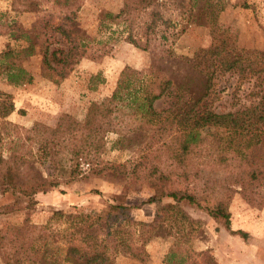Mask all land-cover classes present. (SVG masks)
I'll return each mask as SVG.
<instances>
[{"label":"trees","instance_id":"1","mask_svg":"<svg viewBox=\"0 0 264 264\" xmlns=\"http://www.w3.org/2000/svg\"><path fill=\"white\" fill-rule=\"evenodd\" d=\"M53 3L66 9L60 21L51 26L48 18H40L38 26L40 30L45 28L46 34L50 29L51 35H59L56 43L61 44L51 48L53 42L48 36L43 64L49 70H58L59 76L65 78L82 58L93 56L87 39L75 29L76 15L69 7L70 0H54ZM170 3L167 0H124L118 13H107L106 17L111 23L126 26V40L135 47L172 54V46L189 24L215 28L219 12L225 7L214 0H189V9L178 8L182 14L184 10L189 11L180 28L182 22L176 21L167 11ZM177 5L184 4L179 1ZM18 11L29 12L30 9L24 7ZM16 24L0 30V35L25 39L28 44L19 51L8 47L0 54V59L4 63L7 61L4 70L10 84L19 86L32 79L18 63L19 55L22 51L32 54L35 45L28 30ZM220 41L208 50L210 57L203 67V86L196 92L183 89L172 78L160 76L156 66L147 69L127 66L120 72L112 94L91 102L83 119L65 113L54 127L36 123L27 140L39 143L41 159L50 158L57 172L23 181L19 162H30L32 157L27 161V153L14 152L10 158L2 160L8 164L3 176L6 188L30 198L29 204H35L32 197L38 192L75 181L86 171L97 176L110 173L125 179L128 184L144 182L156 188L160 181L169 178L173 169L187 170L194 165L192 160L199 157L203 161L197 165L209 159L232 166L236 170L235 183L242 186V194L245 197L254 195L252 199L257 203H252L264 206L262 99L256 105L228 112L217 111L211 101L215 75L221 70L238 73L243 78L264 75V50H234L229 39L223 36ZM3 96L10 97L0 91L2 119L15 110L14 103L5 102ZM162 99L166 106L158 109L156 104ZM111 134L117 135L112 149L125 143L136 147L124 162L100 158L107 150ZM18 142L15 140L14 144L18 145ZM84 165L86 170H83ZM227 189L225 194L213 189L218 196L212 200L207 197L205 209L212 217L224 219L229 229L231 214L228 206L237 190ZM249 190L253 193H248ZM165 195L174 198L175 202L162 203L161 198ZM198 195V192L156 194L150 198V202L157 203L156 217L150 222L137 221L132 215L133 206L121 202L110 204L104 213L58 210L54 217L66 226L52 229L50 233H46V225L37 226L26 218L20 225L9 224L0 229V248H4L7 264H55L48 256V249L63 250L58 244L61 241L68 264H115L121 246L138 248L167 229L169 233L173 231L176 238L165 257L167 264H218L209 248L196 251L192 247V238L200 235L201 221L190 216L180 202L186 200L199 205ZM167 220L170 223L166 224ZM241 233L247 236L245 232ZM183 236L187 248L182 245ZM191 248L194 254L188 256Z\"/></svg>","mask_w":264,"mask_h":264},{"label":"rangeland","instance_id":"2","mask_svg":"<svg viewBox=\"0 0 264 264\" xmlns=\"http://www.w3.org/2000/svg\"><path fill=\"white\" fill-rule=\"evenodd\" d=\"M53 1L0 0V30L17 23L28 30L31 42L35 45L32 54L22 51L18 61L32 77L29 83L19 86L10 84L4 70L7 61L4 63L0 59V91L10 96H3L2 99L17 105L9 116L0 118V229H5L9 224L20 225L29 218L37 226L46 225V233H50L52 229L66 226L54 217L58 210L104 213L110 204L118 202L133 206L132 215L137 221L150 222L155 219L157 210V203L150 202L151 197L169 192H198L199 205L186 200L180 202L190 216L201 221L198 229L200 235L192 238L193 249L201 251L209 248L218 264L221 262L215 255L216 248L222 249L220 253H223L228 247L232 252L227 254L230 264H264V206L252 203L256 202L252 199L254 195L245 197L242 194V186L235 183L236 170L232 166L227 167L209 159L197 165V162L203 161L198 157L192 160L194 165L187 170L173 169L169 178L160 181L156 188L144 182L128 184L125 179L110 173L97 176L86 171L75 181L38 192L32 197L35 204H29L30 198L6 188L3 176L8 164L2 161L10 158L14 152L21 155L27 153L26 160L31 157L32 160L19 162L23 181L29 177L55 175L56 165L50 163V158L41 159L39 143L27 140L30 130L36 123L54 127L65 113L83 119L91 102L101 101L112 94L120 72L127 66L136 69L156 66L160 76L172 78L183 89H192L193 92L200 90L204 82L203 67L210 57L208 50L214 47L212 45L220 44L223 36L230 40L234 50H264V0H214L225 6L219 12L215 28L189 24L172 46V54L135 47L126 40V26L116 25L107 19V13H118L122 9L124 0H70L69 7L76 15L75 29L87 39L93 57L82 58L65 78L59 76L58 70H49L43 64V50L48 36L53 42L51 48L61 44L56 43L59 35H51L50 29L46 30V34L45 28L40 30L38 26L40 18H48L51 26L60 21L66 9L56 6ZM167 1H171L167 11L176 21L182 22L181 28L183 17H188L189 12L184 10L182 14L181 9H189V0ZM179 1L184 4L183 7L177 5ZM24 7H29L30 11H18ZM27 44L25 39L16 40L9 34H2L0 54L8 47L22 50ZM213 90L211 101L217 111L244 109L258 104L261 99V105L264 106V75L243 78L238 73L221 70L215 75ZM156 106L161 109L166 106V101L162 99ZM115 138L117 135H110L107 150L103 151L100 158L124 162L135 152L136 147L125 143L112 149ZM15 140H19L18 145L14 144ZM86 169L84 165L83 170ZM227 188L237 190L228 206L231 214L229 229L224 219L212 217L205 209L208 203L206 198L212 200L218 196L213 189L225 194L229 191ZM248 193L253 191L249 190ZM161 199L162 203L175 202L174 198L166 195ZM168 223L169 220L166 221ZM241 231L247 236H243ZM182 239V245L187 248L185 237ZM175 242L174 232L169 233L165 229L160 236L149 239L143 246L138 245V248L134 245L131 249L121 246L115 264H167L165 257ZM58 244L63 250L56 252L51 247L48 256L55 260V264H68L63 242ZM257 250L259 253L255 254ZM193 252L191 248L188 256H193ZM244 252L247 254L243 262H235L234 259ZM7 260L4 248H0V264H7Z\"/></svg>","mask_w":264,"mask_h":264},{"label":"crops","instance_id":"3","mask_svg":"<svg viewBox=\"0 0 264 264\" xmlns=\"http://www.w3.org/2000/svg\"><path fill=\"white\" fill-rule=\"evenodd\" d=\"M0 37H2V35H0ZM16 105V104H15ZM16 107H17V105H16ZM226 249V248H225ZM217 250V251H216ZM216 250H215V255H216V257L218 258V260H220V262H221V264L222 263H225V264H230L231 263V261H230V259H229V257H228V253L230 252V253H232L231 252V249L228 247V249L226 250V251H223V253L221 252L220 253V250L222 251V249H218V248H216ZM218 251H219V254H218ZM240 253H241V250H240ZM254 253V252H253ZM259 253V251L257 250V252H255V254H258ZM246 254H247V252H244L243 253V255H241L239 258H236V259H234V261L235 262H241L242 261V259H244L245 258V256H246ZM243 262V261H242Z\"/></svg>","mask_w":264,"mask_h":264}]
</instances>
